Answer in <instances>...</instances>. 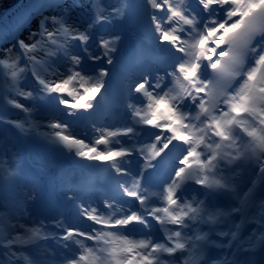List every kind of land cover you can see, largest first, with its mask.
Returning a JSON list of instances; mask_svg holds the SVG:
<instances>
[{
	"label": "snow or ice",
	"instance_id": "1",
	"mask_svg": "<svg viewBox=\"0 0 264 264\" xmlns=\"http://www.w3.org/2000/svg\"><path fill=\"white\" fill-rule=\"evenodd\" d=\"M196 3L198 10L190 0H143L134 6L141 12L147 38L163 54L164 76L143 73L128 83L124 107L129 122L93 125L94 135L87 140L72 134L63 119L35 122V106L15 97L45 100L56 110L63 106L68 117L81 110L91 115L92 101L102 89L107 92L109 76L108 67L97 65L114 64L121 39L99 34L93 50V30L98 24H112L127 5L109 10L104 0H92L93 20L83 29L68 22L71 8L81 6L79 0L70 7L64 6L65 0H37L18 15L10 35L37 16L38 27L29 32L30 43L16 38L13 46L18 45L19 52L14 58L11 49L0 56V99L25 115L15 121L0 116V123L21 132L44 128L39 135L69 156L92 166L105 164L106 171L115 173L121 196L131 199H105L102 206L81 201L76 205L79 214L94 225L87 232L66 226L62 219L52 222L59 232H50L43 220L0 205V264H53L48 246L41 243L48 239L63 242L59 247L64 254L56 264L264 261V197L255 195L258 183L264 182V0ZM28 73L37 88L21 89ZM145 135L147 139H141ZM133 156L141 164L135 174L130 168ZM246 167L256 179L241 191L234 177ZM148 170L157 179L142 183ZM15 175L11 165L0 167V198L8 200L3 181ZM225 193L233 201L227 210L213 203ZM23 197L24 203L34 199V190ZM65 197L73 203L78 199L75 193ZM249 208L255 211L250 214ZM248 223L255 227L245 238L240 233ZM201 225L208 231L200 234ZM213 232L219 241L209 240ZM209 243L220 252L205 259ZM244 253L248 255L242 258Z\"/></svg>",
	"mask_w": 264,
	"mask_h": 264
},
{
	"label": "bare ground",
	"instance_id": "2",
	"mask_svg": "<svg viewBox=\"0 0 264 264\" xmlns=\"http://www.w3.org/2000/svg\"><path fill=\"white\" fill-rule=\"evenodd\" d=\"M37 3V0H0V56L8 55V49H11V55L13 58L18 54V45L14 47L16 38L24 40L26 43H30L32 38L29 35L30 31H35L38 27L39 16L31 20L30 25L25 26L22 31H17L14 35H10L12 28L16 23V18L30 6ZM73 0H65V7H70ZM104 3L109 6V10L112 7H121L127 5V8H123V15L118 17L112 22V24L96 25L93 30V50H96L95 40L96 36L103 34L119 35L122 40L124 34L131 30L133 27L141 28V32H145L144 25L142 24V16L139 9L134 7L143 3V0H104ZM80 7L71 8V15L68 22L70 24H77L81 29L87 26L88 23L93 20L92 0H79ZM45 15H55V11H45ZM131 15L136 17L131 28H125L123 22ZM100 30V33L98 31ZM103 31H105L103 33ZM146 34V33H145ZM119 41V42H120ZM78 45V42H75ZM128 43H134L133 38H129ZM119 45V43H118ZM117 49V54H122L124 57L128 50L125 44H121ZM153 45V44H152ZM154 46V45H153ZM78 50V49H77ZM121 66V63L118 64ZM106 66L105 64L97 65ZM109 68V67H108ZM111 69V68H109ZM118 81L115 85H112L109 80H106L104 89L97 95L96 101H92L97 106L98 110H107L110 112L109 118L106 120L108 126H120L129 122V115H122L117 113L116 106H124L122 93L127 91L126 85L129 81H123V76L118 72ZM109 74L111 72L109 71ZM141 73L135 75L133 81L140 79ZM107 78V77H106ZM105 78V79H106ZM21 89L28 90L37 88L35 81L28 73L27 79L20 82ZM14 93H9L10 97H14ZM107 96V99L101 97ZM115 96L118 98L116 99ZM22 104L26 106H35L32 118L35 122L40 124H46L53 117L63 119L70 123L71 127L69 131L77 137H83L86 140L91 139L94 135V129L90 132H86L88 124L83 122V129L85 132H79V125L76 122L79 120L82 122L79 114L76 116L68 117L65 113L68 109L60 106L59 110L54 109L46 103L45 100H24L21 97H15ZM67 98V97H66ZM70 100V98H68ZM121 103V104H120ZM82 112V110L80 111ZM116 114V117H114ZM24 113L19 109L8 106L3 99H0V116L6 120H23ZM144 128V126H142ZM45 129L40 128L38 131L21 132L19 129L14 128L9 123H0V167H6L11 165L15 169V177L8 178L3 181L4 194L8 196V200L0 198V205H5L9 211L20 213L23 210V215L28 219L43 220L46 227L50 232L58 233L59 230L52 227V222L55 219H62L67 224V214L63 209L58 210L57 204L59 201L63 203L67 202L65 193H70L71 188L75 183H86L88 186L94 185V192L87 193L80 198L79 203L83 201L85 204H92L94 206L97 203L98 197H105L107 192L118 190L113 177L115 173H109L105 170V166H102L100 162H95L96 166H92L87 161H82L79 158L69 156L65 151L57 148L54 144L48 143L39 132H43ZM125 141L127 139L121 138ZM147 139V137H143ZM103 147V146H100ZM28 152V153H25ZM6 162V163H3ZM140 162H136L138 166ZM87 167H92L95 171V175L91 177L85 170ZM133 174L137 172L135 166L130 165ZM116 179H127L125 177H116ZM40 183L43 188L40 190L34 184ZM104 183L105 190L98 189L97 185ZM84 189V188H83ZM35 198L28 200L24 203L23 193L27 191H33ZM15 197V200L13 199ZM77 197H80L77 195ZM18 202V203H17ZM255 227L254 225L249 228ZM77 229L86 232V228L82 225H77ZM249 234H246V238ZM49 248V253L53 258V264H56L58 257L63 256L64 249L59 247L62 241L55 239H48L42 241ZM89 244V241H85ZM92 244V243H90ZM247 253L242 254L243 256Z\"/></svg>",
	"mask_w": 264,
	"mask_h": 264
},
{
	"label": "rangeland",
	"instance_id": "3",
	"mask_svg": "<svg viewBox=\"0 0 264 264\" xmlns=\"http://www.w3.org/2000/svg\"><path fill=\"white\" fill-rule=\"evenodd\" d=\"M34 185H35L38 189H40V190L42 189V186L40 185V183H37V184L35 183Z\"/></svg>",
	"mask_w": 264,
	"mask_h": 264
}]
</instances>
